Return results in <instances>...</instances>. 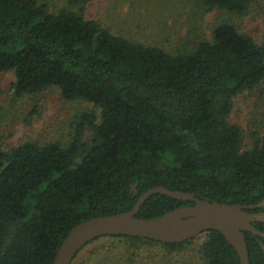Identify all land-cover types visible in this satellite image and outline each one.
I'll use <instances>...</instances> for the list:
<instances>
[{
	"label": "trees",
	"instance_id": "trees-1",
	"mask_svg": "<svg viewBox=\"0 0 264 264\" xmlns=\"http://www.w3.org/2000/svg\"><path fill=\"white\" fill-rule=\"evenodd\" d=\"M86 1L66 0L52 11L39 0H0V73H14L12 98L56 87L65 100L94 108L77 116L67 142L0 148V264H52L73 226L130 210L158 185L216 202L264 199V135L251 131L244 148L240 126L228 121L233 98L264 79V45L232 19L253 0H194L226 17L209 35L194 28L193 40L174 50L86 19ZM193 204L154 193L136 216L155 218ZM253 225L264 232V222ZM243 233L249 264H264V238ZM200 234L179 242L100 236L70 264L98 241L128 261L144 244L167 253L196 244L202 264H240L219 230Z\"/></svg>",
	"mask_w": 264,
	"mask_h": 264
},
{
	"label": "rangeland",
	"instance_id": "rangeland-1",
	"mask_svg": "<svg viewBox=\"0 0 264 264\" xmlns=\"http://www.w3.org/2000/svg\"><path fill=\"white\" fill-rule=\"evenodd\" d=\"M39 1L45 2L52 11L66 5V0ZM84 16L100 21L117 34L174 50L181 42L193 40L194 28L196 32L209 35L211 28L226 14L216 9L198 8L194 0H87ZM232 19L240 32L264 45V0H253L245 15ZM14 80L13 71L0 73V148L3 150L25 140L67 142L77 116L94 109L85 101L65 100L56 87L14 100L11 87ZM95 112L98 114L97 110ZM228 121L240 126L244 148L251 143V131L264 135V79L253 91H244L233 98ZM88 139L86 129L84 140ZM204 238V234H200L196 243ZM104 245L100 241L88 244L72 264L80 260L79 264H105L101 263L104 261L107 264H202L196 244L181 253H167L159 245L144 244L131 254L132 261L119 254L116 246L111 248L115 250L112 253Z\"/></svg>",
	"mask_w": 264,
	"mask_h": 264
},
{
	"label": "water",
	"instance_id": "water-1",
	"mask_svg": "<svg viewBox=\"0 0 264 264\" xmlns=\"http://www.w3.org/2000/svg\"><path fill=\"white\" fill-rule=\"evenodd\" d=\"M154 193L191 200L194 204L175 207L155 218L137 217L141 204ZM263 206L264 199L249 205L216 202L193 193L154 186L141 193L130 210L89 218L73 226L58 247L52 264H70L81 247L100 236L129 235L179 242L210 228L219 230L235 248L240 264H249L243 231L264 238V232L253 225V222L264 219V212L248 210ZM261 248L264 250L263 244Z\"/></svg>",
	"mask_w": 264,
	"mask_h": 264
},
{
	"label": "flooded vegetation",
	"instance_id": "flooded-vegetation-1",
	"mask_svg": "<svg viewBox=\"0 0 264 264\" xmlns=\"http://www.w3.org/2000/svg\"><path fill=\"white\" fill-rule=\"evenodd\" d=\"M260 208H263V209H260ZM256 211L264 212V206L263 207H259V208L255 209V210H250L249 212H256ZM256 222H264V219L262 221H255L253 223H256Z\"/></svg>",
	"mask_w": 264,
	"mask_h": 264
}]
</instances>
